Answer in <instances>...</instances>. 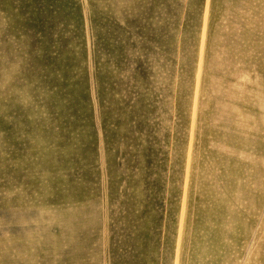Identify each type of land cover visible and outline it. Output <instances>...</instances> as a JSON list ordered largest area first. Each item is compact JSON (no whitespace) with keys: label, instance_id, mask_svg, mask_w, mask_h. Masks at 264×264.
Wrapping results in <instances>:
<instances>
[{"label":"rangeland","instance_id":"374dc122","mask_svg":"<svg viewBox=\"0 0 264 264\" xmlns=\"http://www.w3.org/2000/svg\"><path fill=\"white\" fill-rule=\"evenodd\" d=\"M0 264H264V0H0Z\"/></svg>","mask_w":264,"mask_h":264}]
</instances>
